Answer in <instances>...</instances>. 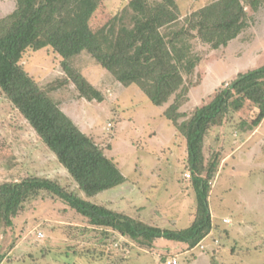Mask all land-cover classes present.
<instances>
[{"label": "rangeland", "instance_id": "rangeland-1", "mask_svg": "<svg viewBox=\"0 0 264 264\" xmlns=\"http://www.w3.org/2000/svg\"><path fill=\"white\" fill-rule=\"evenodd\" d=\"M100 1L104 11L92 23L114 14L127 0ZM211 1L177 0L180 16ZM13 5V0H0V15ZM250 21L226 47L211 50L194 41L205 59L187 79L188 99L181 106L186 117L238 72L264 63V5ZM19 63L42 84L64 75L50 47L26 51ZM75 66L102 91L103 100L79 97L70 82L54 96L73 122L114 158L126 181L86 196L0 91V182L46 177L91 203L149 225L187 227L195 212L193 175L185 139L163 115L167 104H152L136 85L118 82L86 53L76 58ZM242 120L230 112L205 137L206 159L215 150L221 160L208 196L212 229L194 247L159 237L151 248H142L119 233L103 232L67 202L42 192L25 203L12 225L0 223V264H164L167 257H175L177 264H264V119L253 129L242 126Z\"/></svg>", "mask_w": 264, "mask_h": 264}, {"label": "trees", "instance_id": "trees-1", "mask_svg": "<svg viewBox=\"0 0 264 264\" xmlns=\"http://www.w3.org/2000/svg\"><path fill=\"white\" fill-rule=\"evenodd\" d=\"M13 1V8L0 15V91L78 188L94 196L126 181L114 158L73 122L54 96L70 82L79 97L103 100L102 91L75 66L76 58L86 53L118 82L136 85L152 104H167L163 115L186 142L195 212L187 227L161 229L91 203L50 178L29 176L0 182V223L12 225L25 203L45 192L67 202L103 232L119 233L142 248H151L159 237L186 243L188 248L205 239L212 229L211 180L221 160L215 150H208L206 159L205 137L230 112L239 113L242 126L250 129L264 119V63L238 72L188 118L181 110L190 89L187 79L205 59L194 41L211 50L226 47L249 28L251 15L264 0H213L188 9L184 16H180L177 0H127L114 14L95 23L93 18L104 11L100 0ZM44 47L58 55L64 75L42 84L23 69L19 59L28 50Z\"/></svg>", "mask_w": 264, "mask_h": 264}, {"label": "built area", "instance_id": "built-area-1", "mask_svg": "<svg viewBox=\"0 0 264 264\" xmlns=\"http://www.w3.org/2000/svg\"><path fill=\"white\" fill-rule=\"evenodd\" d=\"M223 221H224L225 223H228V222H229L228 219H223ZM40 234H41V233H38V235H40ZM39 237H40V236H39ZM199 247L202 248V245H200ZM164 261H165L164 264H177V260H176L175 257H167V258H165Z\"/></svg>", "mask_w": 264, "mask_h": 264}]
</instances>
